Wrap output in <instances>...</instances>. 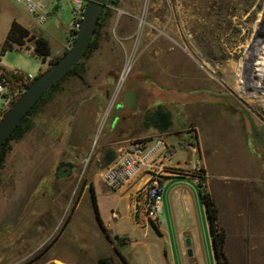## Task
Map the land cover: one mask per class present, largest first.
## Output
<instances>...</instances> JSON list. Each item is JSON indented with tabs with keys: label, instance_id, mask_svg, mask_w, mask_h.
I'll return each mask as SVG.
<instances>
[{
	"label": "rangeland",
	"instance_id": "obj_1",
	"mask_svg": "<svg viewBox=\"0 0 264 264\" xmlns=\"http://www.w3.org/2000/svg\"><path fill=\"white\" fill-rule=\"evenodd\" d=\"M47 4L38 22L21 5L0 0V44L10 22L26 14L56 48L43 64L31 50L1 52L0 66L22 70V81L73 41L71 0ZM105 10L97 45L79 72L64 77L29 114L26 130L7 141L0 228L8 231L0 264H99L102 256L113 264L115 244L95 220L88 184L106 166L100 164L104 147L115 148L128 132L139 133L133 141L146 140L140 130L151 125L164 130L148 118L154 109L170 112L173 131L192 130L183 102L201 94L179 90L208 86L220 91L211 96L237 103L251 130L246 147L264 164V0H109ZM129 108L137 112L125 116ZM195 169L209 190L204 169ZM245 184L237 181L226 196L213 197L227 264H264V181L260 201L253 194L249 201Z\"/></svg>",
	"mask_w": 264,
	"mask_h": 264
},
{
	"label": "crops",
	"instance_id": "obj_2",
	"mask_svg": "<svg viewBox=\"0 0 264 264\" xmlns=\"http://www.w3.org/2000/svg\"><path fill=\"white\" fill-rule=\"evenodd\" d=\"M18 20L35 31L26 14ZM21 49L31 50L32 44ZM54 50L51 46V51ZM41 61L43 64L45 60ZM179 91L201 94L183 102L189 107L186 112L193 125L191 131L188 126L179 132L171 126L162 131L152 125L141 129L140 134L146 137L147 143L156 137L163 138L167 153L154 154L141 161L136 174L115 189L105 182L103 170L92 175L97 206L110 243L115 244L129 264H216L208 217L199 194L197 167L204 169L214 198L226 196L230 184L242 181L246 183L249 201L251 194L260 201L258 188L264 181V164L259 153L246 147L251 130L237 103L230 104L222 96H211L208 94L211 91H220L208 86ZM136 112L129 108L125 116ZM138 134L128 132L119 137L116 154L129 149ZM156 168L160 170L162 207L157 220L152 222L145 219L135 194ZM114 252L113 264H126Z\"/></svg>",
	"mask_w": 264,
	"mask_h": 264
},
{
	"label": "trees",
	"instance_id": "obj_3",
	"mask_svg": "<svg viewBox=\"0 0 264 264\" xmlns=\"http://www.w3.org/2000/svg\"><path fill=\"white\" fill-rule=\"evenodd\" d=\"M109 1V0H107ZM106 1V2H107ZM106 6V4H105ZM105 6L98 18V22L94 31V34L91 38L89 47L87 51L85 52L84 56L88 53L89 50L94 48L97 45L96 40V31L97 27L101 23L102 19L105 16ZM32 44V53L38 57H40L42 60H45L51 53V45L49 43V40L47 37L40 33H36L35 31L28 28L26 25L22 24L19 20L13 19L10 22V25L8 27V30L6 32L5 38L2 40L0 44V53L4 52L7 49H18V48H28V44ZM83 56V57H84ZM58 56L54 58L49 59V64H51ZM82 57V58H83ZM81 58V59H82ZM81 59L72 66L66 74L59 80H57L55 83H53L38 99V101L23 115L19 123L15 126L13 131L11 132L9 138L4 143V146L0 152V161L3 158L5 148L7 145V141L11 139L12 137H17L21 135L26 128L29 125V114L33 111V109L42 101L45 99H48L50 94L58 88L60 85L61 80H63L64 77H66L70 73L77 74L80 69ZM48 64V65H49ZM2 68V74L6 76V78L10 81L12 85L16 84V81L22 80L24 78V72L19 69H10L6 67ZM31 80L25 82V85L27 86L30 83ZM151 122H153L156 126H158L160 129H166L171 124V115L170 112L158 107L153 110L149 114L148 117ZM116 156V150L112 146H106L104 147L102 154H101V161L100 164L102 166L107 165L109 162L113 160V158ZM60 164H64V162H60ZM199 194L202 198V201L205 206V210L208 217V223H209V230L211 234V241H212V248L216 260V264H227V255L224 249V243H225V231L223 227L218 223V207L217 204L210 193V191L207 189L205 185V177L204 175L199 176ZM88 190L90 192V198H91V204L94 211L95 218L99 224V226L103 229L104 232L107 234V229L102 221V218L100 216V212L97 206L96 202V194L94 190V186L92 182L88 184ZM69 217V216H68ZM68 219V218H67ZM114 250L117 254L120 255V257L123 259V261L126 264H129L125 257L120 253V251L117 249V247H114ZM99 264H111L110 257L108 256H102L98 259Z\"/></svg>",
	"mask_w": 264,
	"mask_h": 264
},
{
	"label": "built area",
	"instance_id": "obj_4",
	"mask_svg": "<svg viewBox=\"0 0 264 264\" xmlns=\"http://www.w3.org/2000/svg\"><path fill=\"white\" fill-rule=\"evenodd\" d=\"M33 15L38 22L45 20L48 8L47 0H12ZM86 0H71V20L69 32L74 39L80 26L81 18L85 8ZM34 77L32 73H26L25 80L16 81L12 85L0 70V117L3 115L14 100L26 87L25 82ZM167 153V145L163 138L156 137L147 143V140H137L131 147L117 155L108 165L104 167L103 178L111 188H117L125 181L132 178L144 159L154 154ZM164 154V155H165ZM162 185L160 183V170L153 169L149 178L136 190V200L147 221H156L162 207L161 202Z\"/></svg>",
	"mask_w": 264,
	"mask_h": 264
},
{
	"label": "water",
	"instance_id": "obj_5",
	"mask_svg": "<svg viewBox=\"0 0 264 264\" xmlns=\"http://www.w3.org/2000/svg\"><path fill=\"white\" fill-rule=\"evenodd\" d=\"M106 1L86 0L80 26L71 45L51 64L34 75L30 83L0 117V152L23 115L53 83L62 78L84 56ZM188 252H191L190 248Z\"/></svg>",
	"mask_w": 264,
	"mask_h": 264
},
{
	"label": "flooded vegetation",
	"instance_id": "obj_6",
	"mask_svg": "<svg viewBox=\"0 0 264 264\" xmlns=\"http://www.w3.org/2000/svg\"><path fill=\"white\" fill-rule=\"evenodd\" d=\"M6 229H7V228H5V226L2 227V228H0V240L3 239L4 236H6V233H7V231H8V230H6Z\"/></svg>",
	"mask_w": 264,
	"mask_h": 264
}]
</instances>
